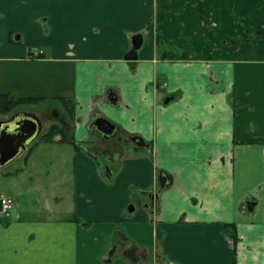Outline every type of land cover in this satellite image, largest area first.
I'll return each mask as SVG.
<instances>
[{
  "label": "crops",
  "instance_id": "1",
  "mask_svg": "<svg viewBox=\"0 0 264 264\" xmlns=\"http://www.w3.org/2000/svg\"><path fill=\"white\" fill-rule=\"evenodd\" d=\"M261 30L264 0H0V91L53 97L19 110L42 128L0 170L20 176L45 148L65 149L49 191L36 173L0 186L23 200L0 216V264H264ZM98 116L117 136L89 126ZM54 123L80 148L37 143ZM135 136L146 144L129 156L112 146L121 158L106 171L96 155ZM160 170L173 182L156 199Z\"/></svg>",
  "mask_w": 264,
  "mask_h": 264
},
{
  "label": "water",
  "instance_id": "2",
  "mask_svg": "<svg viewBox=\"0 0 264 264\" xmlns=\"http://www.w3.org/2000/svg\"><path fill=\"white\" fill-rule=\"evenodd\" d=\"M139 42H133L130 52L126 59L128 64L135 65L137 59V49ZM93 130H99L106 139H110L116 133L117 127L102 116L95 117L90 125ZM42 125L40 119L35 114L17 112L9 120L0 122V166L7 165L16 158L22 151L34 141L39 135ZM139 146H144L145 141L138 137H130ZM172 176L164 171L159 172V189L156 199L159 198L161 191L172 185Z\"/></svg>",
  "mask_w": 264,
  "mask_h": 264
},
{
  "label": "rangeland",
  "instance_id": "3",
  "mask_svg": "<svg viewBox=\"0 0 264 264\" xmlns=\"http://www.w3.org/2000/svg\"><path fill=\"white\" fill-rule=\"evenodd\" d=\"M12 96L17 97V96H19V93L17 91H15V93ZM27 109H30V107H27ZM49 124H50V121L46 120L45 121V127H47ZM107 145H108V147L106 146V148L108 151H111L112 148L114 147V145H118V147L124 148V151H125L126 155H128V156L130 155V153L132 154L133 148L136 146L134 141L124 140V139H122L121 141H120V139H115L114 141L107 142ZM95 147H96L95 144L89 145L90 153L92 155L96 154L95 153L96 152ZM63 149L60 148L59 151H56V149H54V151H52L51 148L48 150L45 148L44 150H42L43 155H40L39 160L36 161V159H35L36 162L33 164V167H31L30 170H27L25 173L21 174L20 176H13V178H7L8 176L5 174L6 172H2L3 170H0V186H1V188L8 189L9 188L8 187L9 186L8 181H11L10 182L11 185H16V186L18 185L20 187H26L27 183L30 182V178L33 177V173H36V175H37L36 181L38 184H41V186H42V187H40V189H42V190L48 189V191H49V186L51 185L52 178L49 177V175L47 176L46 171L50 170V172L52 173L53 169L55 167L59 166L56 154H57V152H59L61 155H64L65 149L64 150ZM113 155H114L113 156L114 161L112 159H110V154L96 155V156H98V159L100 160L102 165H104L106 171H108V169L111 168L112 164H116L117 161H119L121 158V154L118 152L117 153L114 152ZM104 159L107 160V162H108L107 165H105ZM60 166H61V170L64 171V169L66 168V172L69 171V169H71V164L69 162V158L68 159L64 158ZM23 167H24V162L22 159H20L11 165L10 170L14 172L16 169L23 168ZM109 172H110V170H109ZM62 189L67 190L68 188L62 187ZM20 199H21V201H23L21 196L15 195L14 202L15 203L19 202ZM28 202H29V198H28ZM52 203L53 202H51V204ZM62 209H65V207H63ZM4 215L5 214H0V216H4ZM41 215L46 216V213H42Z\"/></svg>",
  "mask_w": 264,
  "mask_h": 264
},
{
  "label": "trees",
  "instance_id": "4",
  "mask_svg": "<svg viewBox=\"0 0 264 264\" xmlns=\"http://www.w3.org/2000/svg\"><path fill=\"white\" fill-rule=\"evenodd\" d=\"M258 34L264 35V30L259 31ZM248 40L249 39L246 38V41ZM157 42L159 43V41ZM229 42H233V39L225 37L224 43L228 44ZM48 98H53V97H48V95H33V94H21L17 97H13L9 92L0 91V115L10 116L13 113L17 112L18 110L22 109L23 107H26V106L33 107V106L42 105L43 102ZM59 98L65 99L66 97L60 96ZM234 106L237 107L235 104ZM74 108H75V104L73 102V99L71 98L67 99L66 107L64 110L66 114L70 117L72 122L74 121ZM63 133L64 131L61 128V126L57 123H54L47 130L43 131L40 134L37 140V143L53 142L55 141V138L59 136L57 142L72 144L73 146H75V148H80L78 143H76L72 137H68ZM30 152H31V149L27 153L26 158L29 156ZM104 153H105L104 155L110 154V159H112V151H108L106 148ZM92 156L94 157V155ZM224 228H225L227 235L230 236L232 239L233 246H234V255H236V247L239 241L237 230H236V225L233 223H226L224 224Z\"/></svg>",
  "mask_w": 264,
  "mask_h": 264
},
{
  "label": "built area",
  "instance_id": "5",
  "mask_svg": "<svg viewBox=\"0 0 264 264\" xmlns=\"http://www.w3.org/2000/svg\"><path fill=\"white\" fill-rule=\"evenodd\" d=\"M42 51L39 47H32L29 50V54L32 57H38ZM14 206V200L11 197L1 196L0 197V214H7Z\"/></svg>",
  "mask_w": 264,
  "mask_h": 264
},
{
  "label": "flooded vegetation",
  "instance_id": "6",
  "mask_svg": "<svg viewBox=\"0 0 264 264\" xmlns=\"http://www.w3.org/2000/svg\"><path fill=\"white\" fill-rule=\"evenodd\" d=\"M17 112H19V111H17ZM17 112H15V113H17ZM15 113H13V114H15ZM11 118V117H10ZM116 136H117V132H116Z\"/></svg>",
  "mask_w": 264,
  "mask_h": 264
}]
</instances>
